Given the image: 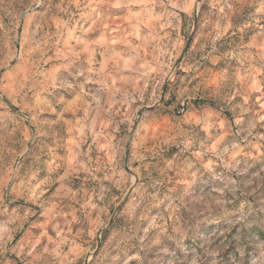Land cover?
Segmentation results:
<instances>
[{
  "label": "rangeland",
  "instance_id": "obj_1",
  "mask_svg": "<svg viewBox=\"0 0 264 264\" xmlns=\"http://www.w3.org/2000/svg\"><path fill=\"white\" fill-rule=\"evenodd\" d=\"M0 264H264V0H0Z\"/></svg>",
  "mask_w": 264,
  "mask_h": 264
},
{
  "label": "water",
  "instance_id": "obj_2",
  "mask_svg": "<svg viewBox=\"0 0 264 264\" xmlns=\"http://www.w3.org/2000/svg\"><path fill=\"white\" fill-rule=\"evenodd\" d=\"M126 149H127V148H126ZM125 167H127V166H126V163H125ZM127 170H128V169H127ZM128 171H129V170H128ZM130 192H131V190H130ZM130 192H129V193H130Z\"/></svg>",
  "mask_w": 264,
  "mask_h": 264
}]
</instances>
